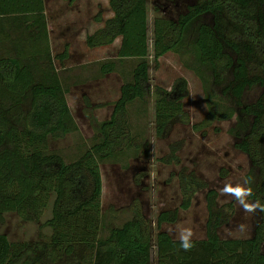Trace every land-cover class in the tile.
Here are the masks:
<instances>
[{
  "label": "trees",
  "instance_id": "16d2710c",
  "mask_svg": "<svg viewBox=\"0 0 264 264\" xmlns=\"http://www.w3.org/2000/svg\"><path fill=\"white\" fill-rule=\"evenodd\" d=\"M148 1L107 0L111 16L85 35L88 47L119 37L115 55L133 57L136 62L129 79L119 85L109 116L97 123L94 140L66 161L47 143L76 130L77 124L51 64L43 0H0V221L4 213L13 212L22 221L36 222L50 201V215L41 222L50 233L11 241L0 232V264H149L152 247L155 264H264V212L251 236L221 238L217 227L226 218L222 207L216 206V191L211 187L204 194V237L194 239L189 251L160 227L176 218V208L156 214L153 234L137 207L128 219L109 224L107 233L100 234L98 161L137 148L126 106L150 93L148 58L155 64L167 51L187 50L193 60L190 67L204 87L221 84L228 73L219 94L207 87V111L191 127L228 119L235 112V126L230 130L238 140L233 145L256 167L255 190L260 194L264 190V87L252 102L240 101L245 88L264 86V0H194L174 18L158 14L156 1L151 0L150 37ZM203 14L210 15L209 23L197 21ZM189 32L192 39L185 46L184 34ZM63 53L55 56L61 58ZM113 67L109 60L99 70L109 72ZM187 92L182 76L168 89L153 86L156 135H162L174 120L188 122L182 108ZM221 95L230 103L222 104ZM178 182L182 209L188 207L196 188L206 187L193 171L184 169Z\"/></svg>",
  "mask_w": 264,
  "mask_h": 264
},
{
  "label": "rangeland",
  "instance_id": "374dc122",
  "mask_svg": "<svg viewBox=\"0 0 264 264\" xmlns=\"http://www.w3.org/2000/svg\"><path fill=\"white\" fill-rule=\"evenodd\" d=\"M155 1L159 8L158 14L174 18L187 3L194 0ZM147 5V35L150 37L153 16L151 0ZM43 8L51 64L63 88L69 111L77 124L76 130L51 138L47 143L49 150L58 152L67 161L75 158L94 140L97 123L109 116L113 102L119 94V85L129 79L136 58H118L115 55L119 37L109 44L91 47L85 44V35L102 26L103 21L111 16L107 0H43ZM210 20L209 14H203L197 21L209 23ZM184 37L183 45L186 46L192 36L189 32ZM62 51L65 53L61 58L55 56ZM109 60L114 62L113 69L101 72L100 64ZM192 63L190 53L183 48L178 52L163 53L155 64L148 58L150 93L143 99L131 100L126 106L129 130L136 136L137 148L129 147L118 156L98 161L103 224L101 235L107 233L109 224L119 225L128 219L135 207L148 221L153 234L156 214L162 209L176 208V218L162 222L161 229L171 237L178 238L179 229L192 227L195 232L194 239L203 238L207 217L204 194L207 187L215 189L216 206L222 207L226 218L217 227L221 238L251 236L260 221V211L246 213L235 198L221 194L226 183H243L248 180L253 188V195L248 197L249 202L259 200L264 203V190L261 194L255 190L258 181L256 167L250 164L244 152L233 145L238 140L230 130L235 126L236 113L228 119H214L197 129L191 127V123L199 122L207 111V100L204 96L207 87L209 86L211 92L219 94L221 85L227 81L229 75L226 73L219 85L210 84L204 87L190 67ZM178 76H182L187 83L188 92L182 99V108L188 115V122L174 120L162 135H156L151 90L154 85L168 89ZM263 87L255 84L245 88L240 101L252 102ZM221 97L222 104L230 103L228 97ZM181 169L187 173L193 171L197 179L206 183V187L195 189L185 209L178 206L182 197L178 182ZM49 215L50 201L36 222L22 221L15 213L6 212L0 221V232H4L11 241L33 240L38 233H50L49 227L41 225ZM262 249L264 251V241ZM149 264H155L153 247Z\"/></svg>",
  "mask_w": 264,
  "mask_h": 264
},
{
  "label": "clouds",
  "instance_id": "9594fccd",
  "mask_svg": "<svg viewBox=\"0 0 264 264\" xmlns=\"http://www.w3.org/2000/svg\"><path fill=\"white\" fill-rule=\"evenodd\" d=\"M221 194L235 198L246 213H255L256 211L264 212V203H261L259 200L249 202L248 197L253 195V188L248 180H244L243 183H226L221 189ZM194 236L195 232L192 227L179 229L178 239L180 241V247L185 251L191 250L194 247Z\"/></svg>",
  "mask_w": 264,
  "mask_h": 264
}]
</instances>
